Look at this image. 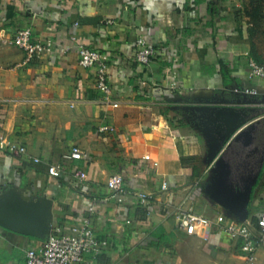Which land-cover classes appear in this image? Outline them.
Masks as SVG:
<instances>
[{"label": "crops", "instance_id": "0c3cea01", "mask_svg": "<svg viewBox=\"0 0 264 264\" xmlns=\"http://www.w3.org/2000/svg\"><path fill=\"white\" fill-rule=\"evenodd\" d=\"M246 15V0H0V132L27 149L0 150V201L11 189L50 201L52 231L68 232L90 216L101 250L84 264H243L239 243L216 230L208 240L188 235L177 214L229 216L202 192L212 178L209 147L184 108L194 97L228 98L235 89L258 91L245 106L257 121L253 143H237L262 161L248 220L264 206V81L250 79L244 65L254 58ZM25 28L35 42L52 40L53 52L26 62L7 43ZM139 37L157 50L149 67L135 60ZM80 44L109 55L118 107L102 104L96 69L79 64ZM75 147L86 159L64 160ZM56 163L63 165L57 179L48 174ZM116 174L132 193L122 200L107 187ZM139 192L150 196V214ZM47 238L1 228L0 264H26L27 251ZM256 264H264V250Z\"/></svg>", "mask_w": 264, "mask_h": 264}, {"label": "built area", "instance_id": "2783aa9c", "mask_svg": "<svg viewBox=\"0 0 264 264\" xmlns=\"http://www.w3.org/2000/svg\"><path fill=\"white\" fill-rule=\"evenodd\" d=\"M23 50L26 54V62L34 61L43 55L53 52L54 43L48 40L46 43L35 42L31 28L20 30L14 39L7 41ZM137 52L136 62L142 67H149L157 57V50L151 46L144 38L139 37L136 41ZM64 48L63 51H69ZM79 64L85 69H96V86L103 95L102 104L118 107L119 103L113 100V89L110 83V57L96 49H91L80 44L78 47ZM248 56V55H247ZM248 77L250 79H260L264 81V65L254 58L248 57ZM238 94L246 96H256L258 91L247 89ZM264 106V103H261ZM108 127H102L101 131H112ZM0 150H8L12 154L27 155V149L11 142L5 134L0 132ZM86 154L78 147L64 156V160H84ZM149 159V157H146ZM35 163H40L39 159H33ZM63 173V165L56 163L50 165L48 174L52 178H60ZM79 181L87 180V173L77 171L75 174ZM108 189L113 196L122 200L132 193L125 187V179L122 175H113L107 183ZM140 204L150 214L152 200L144 193H135ZM96 208L89 206V214H94ZM177 220L182 230L188 235H197L205 240L209 239L213 230L219 231L230 241L239 243L243 253V264H256L257 253L264 250V206L261 209L256 221H239L234 216L220 215L215 220L199 215L192 210H183L177 214ZM1 231V228H0ZM101 245L93 229L90 216L84 217L81 222L65 232L62 228L53 229L48 238L40 245L30 248L26 253V264H84L87 255L96 256L100 253Z\"/></svg>", "mask_w": 264, "mask_h": 264}, {"label": "water", "instance_id": "95a60500", "mask_svg": "<svg viewBox=\"0 0 264 264\" xmlns=\"http://www.w3.org/2000/svg\"><path fill=\"white\" fill-rule=\"evenodd\" d=\"M235 91L227 98L194 97V104L184 108L189 118L203 131L209 147L208 163L212 178L202 192L223 207L239 221H246L253 196V184L249 179L239 178L233 182V168L225 154L233 142L243 141L248 147L253 143L257 121L248 116L252 104L248 96ZM264 103V99L261 101ZM250 182V183H249ZM50 201L23 198L11 189L0 201V228L29 237L45 239L51 234Z\"/></svg>", "mask_w": 264, "mask_h": 264}, {"label": "trees", "instance_id": "16d2710c", "mask_svg": "<svg viewBox=\"0 0 264 264\" xmlns=\"http://www.w3.org/2000/svg\"><path fill=\"white\" fill-rule=\"evenodd\" d=\"M253 19H256L260 16V10L252 13ZM251 42L252 53L251 55L260 62V58L255 54L254 44ZM261 64V63H260ZM222 75L225 78L226 84L230 85L233 81L231 72L227 65H222ZM260 133V132H259ZM225 159L230 162L233 168V178L238 180L239 178H253V175L260 171L261 168V158H251L248 157V148H245L240 143L233 142L228 151L225 154Z\"/></svg>", "mask_w": 264, "mask_h": 264}, {"label": "rangeland", "instance_id": "374dc122", "mask_svg": "<svg viewBox=\"0 0 264 264\" xmlns=\"http://www.w3.org/2000/svg\"><path fill=\"white\" fill-rule=\"evenodd\" d=\"M260 10V16L253 19L250 16L252 13ZM246 10H247V26L249 30V37L255 47V54L260 58L261 64L264 65V0H246ZM246 63L248 69V58H246ZM257 61V60H256ZM257 209L251 208V213ZM228 215L229 213L226 212ZM230 216V215H229Z\"/></svg>", "mask_w": 264, "mask_h": 264}, {"label": "flooded vegetation", "instance_id": "af4514ba", "mask_svg": "<svg viewBox=\"0 0 264 264\" xmlns=\"http://www.w3.org/2000/svg\"><path fill=\"white\" fill-rule=\"evenodd\" d=\"M242 142H243V141H242ZM248 152H251V150H248ZM247 179H249L250 182L253 181V178H247ZM233 182H235V179H233ZM250 182H249V183H250Z\"/></svg>", "mask_w": 264, "mask_h": 264}]
</instances>
